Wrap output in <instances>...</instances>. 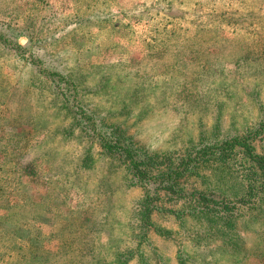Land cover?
I'll use <instances>...</instances> for the list:
<instances>
[{
  "label": "rangeland",
  "instance_id": "374dc122",
  "mask_svg": "<svg viewBox=\"0 0 264 264\" xmlns=\"http://www.w3.org/2000/svg\"><path fill=\"white\" fill-rule=\"evenodd\" d=\"M247 145L264 0H0V264H264Z\"/></svg>",
  "mask_w": 264,
  "mask_h": 264
},
{
  "label": "trees",
  "instance_id": "16d2710c",
  "mask_svg": "<svg viewBox=\"0 0 264 264\" xmlns=\"http://www.w3.org/2000/svg\"><path fill=\"white\" fill-rule=\"evenodd\" d=\"M241 140H243L242 142H246V140H247L246 136H242V138H239L236 136L230 137L229 142H228V140H226L227 142L224 140V141L220 142V144H218V145H211L207 148V150L205 152H204V150H202L203 148H200V149L185 148L184 152H185V154H187V156L182 158L184 160H181V163L183 165H189L190 166L191 162H195V161L196 162H198V161L208 162V161H210L211 158L217 159L216 157H218L219 151L220 150H222V152L224 151L225 146H226L225 144H230L232 146V145H235V143H242ZM245 147H246V149H245L246 153L249 154V156L251 157V160H252L251 166L253 167V169L255 168L251 172L252 177L250 178V181H249L248 190L249 189L250 190L257 189V191H259V186L261 185L260 182L264 181V157L259 155L254 150L253 145L252 146L247 145ZM123 150L125 151L126 155H129L132 158V154H131L129 147H127V148L125 147ZM173 152H176V151L169 150L166 153H173ZM166 153L162 152L161 154L167 155ZM199 156H200V158H199ZM144 162H145L144 164L146 165V160ZM138 166L139 165L134 164V168H135L136 172L138 170ZM227 170H228V168H226V167L222 168L221 167V168H218L215 173L221 174ZM263 185H264V182H263ZM204 199L207 200L205 197H204ZM211 210H213V211L201 212L202 217L207 219V221L209 222V225H214V224H217L219 222H223L226 224L230 220L226 216V214L220 213L217 210L214 211V209H211ZM214 212H216L215 215H214ZM139 220H141L144 223H149V221H150V223H152L151 222L152 221L151 216H150L149 212L147 211V208L144 209L143 211H141V213H139ZM228 224H229V222H228ZM223 235H226V233H224ZM225 240L228 244L232 243L231 236H227V238ZM112 263L114 264V262H112ZM115 264H117V263H115Z\"/></svg>",
  "mask_w": 264,
  "mask_h": 264
}]
</instances>
